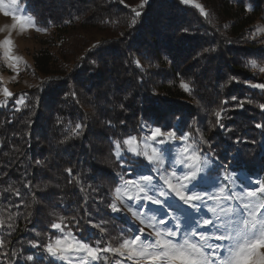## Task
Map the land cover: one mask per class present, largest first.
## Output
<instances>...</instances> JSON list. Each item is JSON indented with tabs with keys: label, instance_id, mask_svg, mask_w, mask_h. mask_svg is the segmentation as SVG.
<instances>
[{
	"label": "trees",
	"instance_id": "obj_1",
	"mask_svg": "<svg viewBox=\"0 0 264 264\" xmlns=\"http://www.w3.org/2000/svg\"><path fill=\"white\" fill-rule=\"evenodd\" d=\"M140 2H20L52 35L49 44L33 54L30 71L37 80L22 92L28 94V107H0V218L13 225L0 227L6 242L0 247V264H50L46 251L29 242L54 241L58 230L50 224L61 216L83 217L84 235L97 234L93 242L99 229L85 224L88 219L94 224L107 221L104 226L117 236L126 220L121 214L110 219L116 214L107 204L127 166L121 168L116 160L113 141L120 140L122 149L127 136L140 141L147 133L141 131L145 123L163 127L175 125L177 117L186 120L182 130L197 141L201 132L210 138L222 163L238 156V170L264 179V128L255 127L264 125V111L258 106L264 103V91L249 86L264 78L248 63H264V31H257L264 30V0H195L188 5L149 0L136 27L129 29L131 9ZM197 3L208 17L200 14ZM249 4L254 11L245 10ZM98 43L101 47L93 49ZM181 79L194 81L195 97L180 87ZM232 96L253 102L243 108L229 105L223 123L231 131L213 129L212 110ZM76 123L87 126L83 134L60 143L70 132L68 126ZM231 168L237 169V162ZM29 182L30 188L24 187ZM8 188L13 191L6 192ZM69 229L75 234L72 224L65 232ZM107 243L111 241L105 237L100 246ZM107 254L112 264L115 254ZM29 255L33 261L27 260Z\"/></svg>",
	"mask_w": 264,
	"mask_h": 264
},
{
	"label": "snow or ice",
	"instance_id": "obj_2",
	"mask_svg": "<svg viewBox=\"0 0 264 264\" xmlns=\"http://www.w3.org/2000/svg\"><path fill=\"white\" fill-rule=\"evenodd\" d=\"M10 2L13 6L18 5V0ZM118 2L124 4V0ZM148 2L149 0H141L139 5L131 9L133 15L128 21L129 29L136 27ZM180 3L188 5L192 0H180ZM8 7L4 0H0V11L13 21L12 30L19 28L21 33L29 29L47 32V27L39 26L35 16L27 14L26 8L17 6L13 11H8ZM195 7L202 16L208 17L209 13L201 4L197 3ZM245 10L254 11L250 4L246 5ZM0 31L3 29L0 28ZM99 47V43L93 45V49ZM0 49L3 50L6 67L18 75L22 57L14 54L11 32L0 41ZM209 51L212 49H204V52ZM201 55L203 53H197V57ZM133 62L137 68L143 67L140 59ZM168 62L171 63L170 60ZM248 63L252 69L264 73V66L255 59ZM249 86L264 91V82L251 83ZM180 87L195 97L194 81L186 82L181 79ZM0 93L8 98L14 95L6 86H0ZM27 95L20 94L16 99V111H20L21 107H28ZM71 95L75 96L76 93L72 92ZM233 101L236 103L233 104ZM252 102L251 99L247 100L249 104ZM197 103L200 101L197 100ZM229 105L232 109L243 108L245 102L236 96L221 100L218 109L211 113L215 117V122L211 124L213 129L231 131L223 123L224 115L230 110ZM258 106L264 111V103H259ZM57 122L63 123L59 119ZM186 123V120L177 117L175 125H141L142 132L147 129L146 136L142 139L143 148L136 135L123 139L122 144L126 146L124 149L120 140L113 141V154L120 167L127 166V170L118 176L121 183L115 187L114 196L107 204V209L116 214L110 219H116L120 214H130L133 222L141 227H137L135 231L129 229L127 232L121 229L117 236H112L104 226L107 221L101 220L94 224L88 219L84 221L85 224L99 229L100 235L93 242V237L97 234L84 235V224L81 223L83 217L61 216L58 222L50 224L51 229L58 230L53 233L57 238L46 245L30 241L31 246L43 248L51 258L50 264H56L57 261L60 264H103L102 253H118L122 258L120 264H127L128 261L133 264H264V181L258 177L254 179L251 175L241 179L238 156H233L229 163H222L212 148L210 138H205L201 132L198 141L191 139V133L182 130ZM196 123L193 119L192 124ZM68 127L70 132L60 143L82 135L87 126L76 123L74 127ZM255 127L264 128V125L258 123ZM149 141L156 145L151 147L150 152ZM235 142L240 141L237 138ZM203 145H207V148L202 147ZM129 153L132 154L131 157L125 161ZM140 157L147 163L140 160ZM232 162H237V169L231 168ZM36 163L43 164V161L37 160ZM66 171L72 175L71 169ZM220 171L227 175L219 176L217 173ZM125 176L130 178L126 179ZM228 182L236 187H230ZM30 184L31 182L24 187L30 188ZM5 191L13 189L8 188ZM14 191L16 195H21L19 189ZM80 191L84 189L81 187ZM86 214L90 215V211ZM165 217H170L173 227H168L169 221ZM12 218L9 215L8 219ZM69 224L76 229L75 234L71 229L65 232ZM4 226L13 227L0 218V227ZM36 236L40 237L41 232H36ZM105 237L111 243L101 247ZM113 243L118 246L113 247ZM4 246L5 238L0 237V247ZM27 260L33 261L34 257L29 255Z\"/></svg>",
	"mask_w": 264,
	"mask_h": 264
},
{
	"label": "rangeland",
	"instance_id": "obj_3",
	"mask_svg": "<svg viewBox=\"0 0 264 264\" xmlns=\"http://www.w3.org/2000/svg\"><path fill=\"white\" fill-rule=\"evenodd\" d=\"M192 1L194 2L195 0H192ZM4 3L6 5H9V7L7 8L8 11H13L15 7L17 6L20 8H24V6L19 2V0H18V5H15V6L11 5L10 0H4ZM12 23L13 21L11 20V18L5 17L3 15V12L0 11V28L3 29V31H0V41L5 39V37L9 35V32H11V38L14 41V54L22 57V62L19 64V74L17 75L15 72H13L12 70L6 67L7 62L3 59V55H2L3 50L0 49V86H6L9 89V91L14 94L13 97L8 98V97H5L2 93H0V107L6 106V105L16 106L15 101L19 97V95L22 94V92L25 89L30 88L31 85L36 82L37 77L34 76L33 71H30V68L32 66V61H33V58H32L33 54L40 47H42L46 43V41L47 42L48 40L50 41L51 40L50 37L52 35V33L48 30L47 32H38L34 29H29L21 33L19 28L15 30L11 29ZM261 65L264 66V63ZM261 74L263 75V78H264V73H261ZM14 76H15V80H13ZM145 136H146V133L143 134L141 138L143 139ZM142 139L140 140L141 148H143ZM149 146L150 147L148 150L150 152L151 147L156 146V145L153 144L152 141H149ZM143 160L146 164L147 161L144 158ZM144 171H146V169ZM238 171L240 172L241 179H243L244 176L250 175L242 169ZM217 174L221 177H223L224 175H227V173H224L223 171H220ZM251 176L254 179L258 177L261 181H264V179L262 178L263 176H258V175H251ZM125 178L127 179L130 177H125ZM120 183L121 181L118 183V185ZM228 183L230 187H236V185H231V182H228ZM113 196H114V191H113ZM149 207H154V206L149 205ZM121 215L126 220V223L123 229L125 232H127L129 229H132L133 231H135L137 227H141V225H139L138 223L133 222V218L131 217L130 214H127V215L121 214ZM165 219L169 221L168 227H173V223L171 222L170 217H165ZM101 258H102L103 264H110L108 263L107 253H102ZM121 259L122 258L119 257V254L116 253L112 264H120ZM127 264H133V262L128 261Z\"/></svg>",
	"mask_w": 264,
	"mask_h": 264
},
{
	"label": "water",
	"instance_id": "obj_4",
	"mask_svg": "<svg viewBox=\"0 0 264 264\" xmlns=\"http://www.w3.org/2000/svg\"><path fill=\"white\" fill-rule=\"evenodd\" d=\"M245 106H248V103L247 102H245Z\"/></svg>",
	"mask_w": 264,
	"mask_h": 264
}]
</instances>
